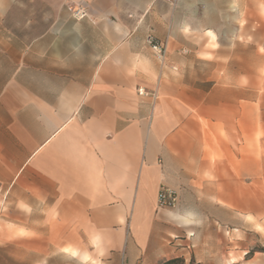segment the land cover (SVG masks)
I'll return each mask as SVG.
<instances>
[{"label":"crops","instance_id":"obj_1","mask_svg":"<svg viewBox=\"0 0 264 264\" xmlns=\"http://www.w3.org/2000/svg\"><path fill=\"white\" fill-rule=\"evenodd\" d=\"M250 8L0 0V264H120L154 245L162 185L205 184L207 168L248 185L264 20L243 39L220 25L222 9ZM149 37L166 43L164 60Z\"/></svg>","mask_w":264,"mask_h":264},{"label":"rangeland","instance_id":"obj_2","mask_svg":"<svg viewBox=\"0 0 264 264\" xmlns=\"http://www.w3.org/2000/svg\"><path fill=\"white\" fill-rule=\"evenodd\" d=\"M217 1L253 4V8L247 10L222 9L223 16H231L229 23L220 25L223 32L230 30L243 39L247 31H261L264 0ZM200 29L199 26L190 28L194 45L199 43ZM209 35L216 40L213 31H209ZM254 125V168L252 177L246 180L248 185L245 180L243 184H217V176L209 168L201 174V178L207 180L205 184L162 185L173 192L176 201L169 207L158 206L151 238L154 245L144 255L139 256L136 251L129 257L124 256L120 264H264V120L256 119ZM251 186L253 207L245 210L246 188ZM235 199L239 200L238 207L234 206ZM130 221L129 218L128 229ZM127 235L132 244L131 235ZM182 248H187L183 255L179 253ZM156 253L163 256L157 259ZM232 260L235 263H231Z\"/></svg>","mask_w":264,"mask_h":264},{"label":"built area","instance_id":"obj_3","mask_svg":"<svg viewBox=\"0 0 264 264\" xmlns=\"http://www.w3.org/2000/svg\"><path fill=\"white\" fill-rule=\"evenodd\" d=\"M73 15L76 19H84L87 17V13L84 10H75L73 11ZM148 41L155 54H157L161 60H164L167 54L166 43H156L153 37H149ZM173 195L170 189L162 188L158 195V206L160 208L172 206L176 201Z\"/></svg>","mask_w":264,"mask_h":264},{"label":"bare ground","instance_id":"obj_4","mask_svg":"<svg viewBox=\"0 0 264 264\" xmlns=\"http://www.w3.org/2000/svg\"><path fill=\"white\" fill-rule=\"evenodd\" d=\"M175 216H176V215H175ZM176 218H177V217H176ZM180 218H181V217H180ZM178 219H179V218H178ZM178 219H177V220H178ZM186 220H187V219H186ZM188 221H189V220H187V222H188ZM184 222H185V221H184ZM189 223H190V221H189ZM231 263H235V260H232Z\"/></svg>","mask_w":264,"mask_h":264}]
</instances>
